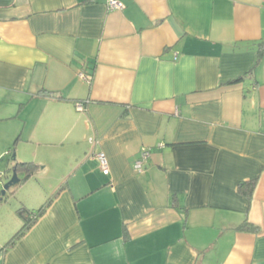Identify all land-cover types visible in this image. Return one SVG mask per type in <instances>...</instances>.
<instances>
[{"label":"crops","instance_id":"obj_1","mask_svg":"<svg viewBox=\"0 0 264 264\" xmlns=\"http://www.w3.org/2000/svg\"><path fill=\"white\" fill-rule=\"evenodd\" d=\"M121 1L0 0V264H264V0Z\"/></svg>","mask_w":264,"mask_h":264},{"label":"trees","instance_id":"obj_2","mask_svg":"<svg viewBox=\"0 0 264 264\" xmlns=\"http://www.w3.org/2000/svg\"><path fill=\"white\" fill-rule=\"evenodd\" d=\"M89 77H91V74H89ZM90 80L91 78L88 81L89 83H90ZM38 167L39 165L33 161L20 162L17 160H14V163L12 166V168L16 169V172L18 175L19 173L24 174V177L23 179H21V181L29 178V176L32 175ZM10 174L11 173L9 172L8 176H10ZM254 186H255L254 179L241 182L238 184V192H240L241 194L247 197H250L254 189ZM59 189H61V187ZM49 202L50 200L46 201L38 209H28L24 207L23 205L17 209V215L22 220V225L4 244V248L11 247L16 242L17 239L23 236L30 229V227L35 223L38 217L41 216L43 212L45 211V209L48 207ZM237 228L240 230H249V229H254L255 227L248 222H244Z\"/></svg>","mask_w":264,"mask_h":264},{"label":"built area","instance_id":"obj_3","mask_svg":"<svg viewBox=\"0 0 264 264\" xmlns=\"http://www.w3.org/2000/svg\"><path fill=\"white\" fill-rule=\"evenodd\" d=\"M105 5L108 10H121L124 8V4L121 0H105ZM78 75L89 81L90 77L89 75H86L84 72H79ZM76 108L78 110L83 109V105L81 103L76 104ZM96 159L98 160L100 170L104 174H109V165H108V160L107 157L105 156L104 152H97L95 154ZM150 157V150L148 148H142L139 152L138 158L134 161V168L138 172H143L146 170V166L148 163V159ZM2 177L3 175L0 173V188L3 186L2 182Z\"/></svg>","mask_w":264,"mask_h":264},{"label":"rangeland","instance_id":"obj_4","mask_svg":"<svg viewBox=\"0 0 264 264\" xmlns=\"http://www.w3.org/2000/svg\"><path fill=\"white\" fill-rule=\"evenodd\" d=\"M12 155L13 154H10V151L8 150H6V152L4 153V156L5 157H3L2 158V160H0V173L3 175V177H2V182L3 183H5L9 178H10V176H8V174H9V171H5L6 170V166H7V163L9 162L10 163V161H11V158H12ZM28 157H30V156H28ZM27 159H29V158H27ZM52 167V166H51ZM5 169V170H4ZM7 170H8V168H7ZM51 173H50V178H49V182H53V181H55L56 180V178H54V177H56L55 175H56V173L54 172V171H57L56 170V168L55 167H52V168H49L48 169ZM6 173V174H5ZM5 175H6V177H5ZM46 183V182H45ZM1 190V189H0ZM1 196V195H0ZM12 196H11V194L10 193H7L5 196H4V198H3V201H4V203H6V202H11L12 200H15L14 198H11Z\"/></svg>","mask_w":264,"mask_h":264},{"label":"water","instance_id":"obj_5","mask_svg":"<svg viewBox=\"0 0 264 264\" xmlns=\"http://www.w3.org/2000/svg\"><path fill=\"white\" fill-rule=\"evenodd\" d=\"M10 173H11L10 178L5 183H3V186L0 190V194H1L0 198L1 199L6 194V192L10 189V187L20 183V181H21V178L18 176L15 168H11Z\"/></svg>","mask_w":264,"mask_h":264},{"label":"clouds","instance_id":"obj_6","mask_svg":"<svg viewBox=\"0 0 264 264\" xmlns=\"http://www.w3.org/2000/svg\"><path fill=\"white\" fill-rule=\"evenodd\" d=\"M2 188V187H1Z\"/></svg>","mask_w":264,"mask_h":264}]
</instances>
